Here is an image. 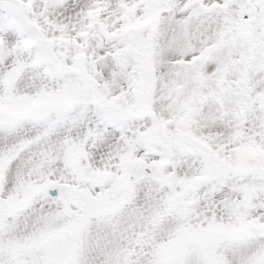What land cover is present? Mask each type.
<instances>
[{
	"label": "snow or ice",
	"instance_id": "snow-or-ice-1",
	"mask_svg": "<svg viewBox=\"0 0 264 264\" xmlns=\"http://www.w3.org/2000/svg\"><path fill=\"white\" fill-rule=\"evenodd\" d=\"M0 264H264V0H0Z\"/></svg>",
	"mask_w": 264,
	"mask_h": 264
}]
</instances>
